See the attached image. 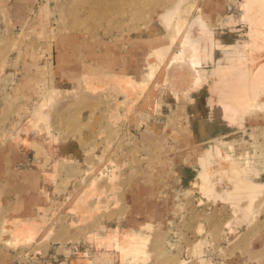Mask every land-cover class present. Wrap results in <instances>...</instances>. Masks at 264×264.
Masks as SVG:
<instances>
[{
  "label": "rangeland",
  "instance_id": "obj_1",
  "mask_svg": "<svg viewBox=\"0 0 264 264\" xmlns=\"http://www.w3.org/2000/svg\"><path fill=\"white\" fill-rule=\"evenodd\" d=\"M174 1L0 0V264H67L87 256L103 264L97 258L102 250L86 240L87 230L100 237L108 224L140 230L145 222L153 226L152 234L142 232L148 237L144 249L129 251L125 261L114 249L116 256L105 263L264 264V190L242 223L228 202L202 193L199 177L207 146L215 141L239 159L243 175L264 183V104L241 118L238 132L203 139L198 122L210 118V108L206 96L190 90L196 76L190 54L188 63L183 55L171 59L153 111L118 103L111 87H95L83 76L100 69L146 81L149 50L166 46L158 54L162 59L172 49L180 52V38L171 37L179 16L188 21L200 14L206 31L223 30L229 40L241 34L231 32L229 18L238 30L245 25L241 0H184L172 22L158 26L160 13ZM49 93L63 102L53 98L47 104ZM38 109L54 112L39 117L36 126ZM85 112L87 125L81 120ZM113 112L116 118L110 117ZM152 120L163 124L160 133L152 131ZM43 122L49 123L52 141L40 128ZM23 126L31 127L16 143L13 134ZM113 170L118 177L112 182ZM93 178L109 192L101 197L107 207L79 222L75 232L68 219L78 218L64 208L66 196ZM15 217L45 219L49 229L31 243H6L4 219Z\"/></svg>",
  "mask_w": 264,
  "mask_h": 264
},
{
  "label": "bare ground",
  "instance_id": "obj_2",
  "mask_svg": "<svg viewBox=\"0 0 264 264\" xmlns=\"http://www.w3.org/2000/svg\"><path fill=\"white\" fill-rule=\"evenodd\" d=\"M183 1L184 0H175L171 7H167L162 11L159 15L161 22L158 23V26H162L163 24L168 26L172 22V19L177 15ZM195 7L190 10V13H192V10L195 11ZM240 8L242 10L240 16L245 22L244 27L242 26V28L238 30L234 25L236 22H232L234 19H228V22H231V32L237 34L238 32L241 33L238 35L239 37L234 40L227 39L223 30L215 29L206 31L203 25L208 23L204 22L206 19H202L200 14L193 16V18L188 21V18H182L179 16L176 21L178 22L177 29H175V32L171 37L173 40L176 37L180 38L178 44L180 46V52L178 53L172 49L168 57L166 56L165 59H162L158 54H160V49H164L166 46L162 48H154L152 51L149 50L145 61L146 64L144 66L149 77L146 81L138 80L134 76L125 73L111 72L107 74L97 72L101 71L100 69L94 70L93 74L83 71L85 81L88 84L91 83L95 87L103 86L105 89L111 87L114 92L116 91V99L118 100V103L126 101L129 103L128 106L130 108L132 106L140 108L152 107L153 111L158 92L160 91L159 85L164 84L167 81H165L164 78L165 76H168L167 68L171 63V59H176L178 55H183V59L186 60L184 63H188V57L186 58V56L190 54L192 58L195 57L192 62L193 68L191 67V69L196 73L195 79L190 86V90L194 96H206L210 108V118L207 117L205 119H200L198 122V129L202 138H213L219 132L224 134L238 132L241 118L247 115L256 105L260 106L261 104H264V0H241ZM171 43L172 42H170V45ZM161 80L165 82L163 83ZM158 81H161L162 83H159ZM51 94L52 93H49L47 104L53 98H55L53 99L55 101L59 100L60 102H63L58 93L55 95ZM72 97L73 99L75 98V96ZM127 99L129 101H127ZM96 102H98V99ZM101 103L103 102L101 101ZM62 106L63 105L60 107L59 104L60 108H62ZM138 111L140 110L138 109ZM44 112L43 109L37 110L35 115L37 118L35 120L36 126H39V117L48 119L54 111L50 114L49 112H45L46 114L42 115ZM87 115L88 113L85 112L81 116L82 124L84 125L88 124ZM110 117L116 118L114 112L111 113ZM144 118L143 116L141 117V119ZM43 124V126H40L41 130L47 129L49 134L47 137L52 141V134H50L51 132L48 130L49 126H47L49 123L46 124V126L45 122H43ZM35 125L33 126L36 127ZM25 127L27 126H23L22 129H20V127L17 128L19 130H16L17 132L13 134L16 143L19 141L22 142L25 138H23L24 130H28ZM151 129L153 132L157 131L160 133V131L163 130V124H159L152 120ZM82 133L85 134L86 138L87 132L82 130ZM45 135H47V133ZM26 141L29 142L28 139ZM47 141L48 140H46L45 145L48 146V150H53L54 148H50L52 143L49 142L46 144ZM207 154V162L203 167V171H201L199 175L202 179L200 182L202 193L213 200L228 202L235 208L234 212L236 220L245 223L252 216L253 203L258 194L264 190V183L255 182L253 176L243 175L242 169L245 168L242 167V163L239 159L233 158L229 152L223 150V148L215 143V141L208 144ZM109 161H111V159ZM248 162L249 159L247 158L246 164ZM118 165L120 164L118 163ZM122 165L124 166L123 163ZM46 170L48 169L46 168L45 171ZM99 171L101 172V169ZM115 171L112 172V177H109L112 182L116 181L117 179H114L118 177L115 175ZM101 175L102 174H100V176ZM102 187L103 188L100 189L96 178H93L91 182L84 185L82 190L76 193L74 192L75 194L73 195L66 196L68 199L66 201L67 205L64 208H68L69 212L75 214L78 218V222L74 221L72 217H69L68 219V222H70L73 229L75 227L77 228V226L80 225L82 221L84 222L86 218H94V216H97L96 212L102 210L103 207H107V204H104V199H101V197L104 194L109 196V192L107 193V189H105L104 186ZM109 189L110 192L113 190L115 191L114 184H112ZM113 194H115V192ZM112 195H110V200ZM117 197L114 196L113 198L116 199ZM107 198L106 201L108 200ZM245 199L247 202L243 204L242 201ZM92 200L94 203L91 202ZM108 215L109 214L105 216ZM113 215H111L112 218L115 217ZM4 220L5 224L2 227V236L4 241L9 244L20 243L23 241H30L31 243L32 240L34 241L36 238L40 239L45 236L49 229L47 226L48 223L45 219L40 221L15 217L5 218ZM152 226V222H145L140 225V230H136L131 225H122L118 223L116 226H113L108 224L106 228L103 229L104 235L100 237H96L93 231L87 230L86 240L90 242L94 241V245L96 244L100 252L102 250L101 255L97 258L104 261L103 264H108V262H110L107 261L105 263L106 259L104 258L116 256L114 249H117L118 251L116 252H119L117 253L118 259L120 256V259L125 261L129 255V251L144 249L145 241H147L148 237L142 232L152 234L150 231ZM86 229H88V227ZM75 230L76 229H74V231ZM67 264H96V261L94 258H89L87 256L86 258H79L70 261Z\"/></svg>",
  "mask_w": 264,
  "mask_h": 264
}]
</instances>
